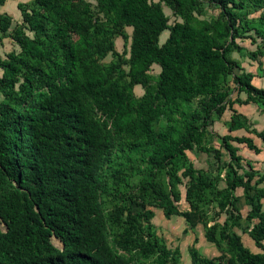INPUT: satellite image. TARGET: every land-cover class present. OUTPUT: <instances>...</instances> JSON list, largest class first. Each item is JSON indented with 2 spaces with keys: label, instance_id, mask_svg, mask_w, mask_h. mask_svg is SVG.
<instances>
[{
  "label": "trees",
  "instance_id": "16d2710c",
  "mask_svg": "<svg viewBox=\"0 0 264 264\" xmlns=\"http://www.w3.org/2000/svg\"><path fill=\"white\" fill-rule=\"evenodd\" d=\"M92 1L96 13L86 0L17 5L22 22L9 38L19 51L0 56V264H176L147 207L181 217L190 228L202 225L206 242L225 244L227 264H264V252L252 253L233 231L241 226L234 195L241 188L250 207L246 233L264 251V174L248 162L245 168L232 143L255 154L260 149L249 137L220 138L230 159L223 189L186 155L218 160L220 151L206 145L209 128L234 104H257L264 113V89H255V76L231 58L247 29L245 0H210L220 10L213 22L199 19L202 0ZM253 3L263 6L264 22V0ZM163 7L179 21L170 25ZM67 13L75 14V39L59 28ZM11 25L0 14V43ZM115 37L129 42L127 59ZM259 51L250 59L263 56ZM109 54L115 61L105 70L101 61ZM152 67L159 68L155 78ZM228 126L264 140V131L249 130L241 116L233 114ZM116 165L112 180L126 182L123 169L140 176L135 190L128 183L126 192L109 190ZM184 179L188 210L180 211ZM189 252L192 264H217L194 247Z\"/></svg>",
  "mask_w": 264,
  "mask_h": 264
},
{
  "label": "rangeland",
  "instance_id": "374dc122",
  "mask_svg": "<svg viewBox=\"0 0 264 264\" xmlns=\"http://www.w3.org/2000/svg\"><path fill=\"white\" fill-rule=\"evenodd\" d=\"M91 5L93 12L96 13V9L94 8L95 4L92 0H88ZM245 5L242 10V13L245 14L246 20L248 21L246 32L243 33V39H238L236 42L242 47L240 52H233L231 54V58L238 63L240 66L241 71H248L250 70V66L252 61L250 60L251 54L257 50L259 54H264V22L260 20V16L263 11V6H259L256 3H253V0H245ZM27 8H30V5H26ZM165 11L166 16L169 18V24L172 25L175 21H178L177 18L173 16V14L167 10L165 7L163 8ZM74 13H67L64 14L59 22V28L63 34L70 35L73 39L76 38L74 32ZM220 16L219 8L212 3L210 0H202V6L199 14V19L206 20L208 22H213ZM22 18L17 20L12 18V25L9 32L5 35V38L0 43V56L2 59H6V56L11 52H18L19 48L16 46L12 40L9 38L11 31L17 24H21ZM127 33L131 34V29H126ZM166 33V32H164ZM162 41V37L160 38ZM114 47L119 54L124 55L128 52L129 42L125 45L124 42L120 38H114ZM259 55H257L258 58ZM124 59L128 58V55L123 56ZM258 60V59H256ZM115 61V58L110 54L101 61V65L105 70L109 68V65ZM123 69L126 71L128 70L127 66H123ZM159 68L152 67L150 70V75L155 78L159 72ZM238 72V70H236ZM239 73V72H238ZM2 71L0 70V76ZM229 85H230V93H233V83L232 78L229 77ZM153 82V81H152ZM134 95L136 97H140L143 94V89L140 86L134 88ZM1 99V96H0ZM197 101L192 103V107H196ZM261 108L259 107V110ZM258 110V111H259ZM259 112H252V119L253 121H257ZM216 132L212 126L209 128V136L206 140V145L213 147L216 150L220 151V155L218 160L214 158V155H206L197 152H190L187 151L186 155L189 160L193 163V166L196 170L203 171L206 175L210 178L216 180L218 187H223L225 184L224 177L226 172V164L230 160L227 152L222 148L221 141H220V130ZM263 142V141H262ZM264 150V142L262 145ZM243 150V155L246 158H249V150L245 148ZM139 159V157H137ZM264 161V155L263 160ZM261 164V163H260ZM263 164V162H262ZM244 165V164H243ZM143 165H140V169H143ZM260 167H264L263 165ZM115 170H118V166H114V170L112 171V176L108 180L109 190L111 191H121L126 192L125 187L126 183L130 185V189L128 190H135L140 181V176L138 174H131L130 171L122 170L121 174L126 175L125 178L127 179L126 182H119L116 179L112 180L113 176H118L115 174ZM188 184V180L184 179L182 184L178 186V190L181 194V200L176 203L178 209L180 211H187L188 205L185 202V189ZM111 198L106 199L103 201V208L105 211L109 210L112 206ZM238 205V204H237ZM242 206V205H241ZM239 212H243V208L238 206ZM147 209L153 211L154 217L150 220V223L153 225L154 230L158 237L162 239L164 244L166 245L170 256L172 254L175 257L176 264H192V260L190 257V249L192 247L196 248L200 258L206 259H213L217 262V264H227L229 255L225 253V244L221 246V248H217L215 245L206 242L204 239V227L198 224L194 228H190L189 225L185 222V220L181 217L172 216L170 218H165L161 210L157 208L147 207ZM134 212H141L142 209L139 207H133ZM225 215L221 214L218 218V223H223L225 219ZM212 224V223H210ZM249 226L244 219H242L241 226L237 228L236 231L240 234V230L242 232H246ZM242 243L246 246L249 250L256 248L254 243L249 238L247 234L241 236ZM52 244L56 248H61L62 244L57 241L56 239H51ZM251 242V244H250ZM178 251V254H174V251ZM138 262H134L132 264H138ZM150 261H143L142 264H149Z\"/></svg>",
  "mask_w": 264,
  "mask_h": 264
},
{
  "label": "crops",
  "instance_id": "0c3cea01",
  "mask_svg": "<svg viewBox=\"0 0 264 264\" xmlns=\"http://www.w3.org/2000/svg\"><path fill=\"white\" fill-rule=\"evenodd\" d=\"M86 1H88V0H86ZM153 1L158 2L159 0H153ZM31 2H32V0H6L4 4L0 5V14H6V15L10 16L11 18L17 20V19L21 18V13L18 10L17 5L18 4H29ZM165 8L172 13V11L169 8H167V7H165ZM164 13H165V11H164ZM165 32L166 33L163 32V34L161 35V37L163 38L162 41H160L161 44L164 43L165 40L168 38L169 32H167V31H165ZM256 59H258V60L250 59L252 61L251 66H250V70H248L246 72L251 73L255 76L251 81V84L255 89H264V76L262 75L263 71H264V54H263V56H258V58L256 57ZM246 97H247V95L245 93H240L238 96V98L240 100H245ZM233 98H235V96ZM258 110H259V106L257 104L250 103L248 105H240V104L236 103L233 105L232 110H226L220 119L214 121L212 128H214V130L216 132H218L217 130H220L219 134L221 137H223L225 135H231V136H236V137L245 136V137L251 138L253 140V143L260 149L259 154H255L254 151L249 150L245 144H236V143H232V144L239 149L238 154L243 159L242 165L244 164L243 166L246 168L247 167L246 162L250 163L253 170L258 172V174L261 175V174H264V167L263 168L260 167L262 165L264 166V161H262L263 155H264V150L262 148V145H263L264 140L257 138L253 134L247 133L244 128H237V129H234L232 132H229V126H228L229 122L231 121L232 115L235 114V115H238V116L245 118L246 125L249 127V130H256L257 132L264 131V113H263L262 109L259 110L260 113L258 114L257 121L255 122L252 119V112H259ZM245 148H247L249 150V152H248L249 158H246V156L243 155L242 151L246 150ZM262 162H263V164H262ZM228 163H229V161L227 162V164ZM262 186H264V184ZM225 187L226 186L224 184L223 187H219V188L223 189ZM234 195L238 198L237 207L240 206L243 208V212L242 213L240 212L241 222H242V219L245 220V218H246V216L250 210V207L245 204V199L243 196V190L241 188H237L235 190ZM261 203L264 204V199L261 201ZM256 222L257 221H253V224H255ZM248 229L246 232H248ZM236 230H237V228L233 229V231L237 235L240 236L241 241H242L241 236H243L247 233L246 232L243 233L242 230H240V234H239L238 231H236ZM252 242H253V240H252ZM250 244H251V242H250ZM254 246H255V244H254ZM250 251L252 253L264 252V251L258 249L257 247L250 250Z\"/></svg>",
  "mask_w": 264,
  "mask_h": 264
}]
</instances>
